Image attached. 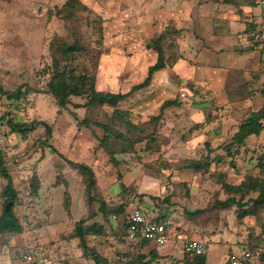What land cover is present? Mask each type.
<instances>
[{
	"label": "rangeland",
	"instance_id": "obj_1",
	"mask_svg": "<svg viewBox=\"0 0 264 264\" xmlns=\"http://www.w3.org/2000/svg\"><path fill=\"white\" fill-rule=\"evenodd\" d=\"M66 1L0 0V79L7 89L14 90L21 84L36 89L28 93L18 106L0 94V147L5 150L7 167L20 192L15 210L22 216L25 205L31 201L28 175L38 172L43 191L51 187L58 176L61 177L60 183L54 184H61L54 190L55 207H58L56 200L64 194L62 180L68 178L74 190L72 209L75 218L61 221L53 227L59 234L69 231L74 227L75 220L82 216V208L79 207V194L83 191L80 184L82 177L66 159L82 162L85 155H92L94 149H100V146L95 148V141L101 142L99 136L103 135V130L95 124L92 127L79 126L73 112L92 122L114 123L110 122L113 108L109 105L87 110L69 104L67 109L59 112L55 97L43 92L48 77L44 69L52 60L49 50L51 40L56 36L70 39L74 31L80 32L91 51L89 55L80 57V63L83 69L96 74L97 87L101 90L128 92L133 85L145 79L153 63L150 52L144 49L151 38L145 42L138 39V20L135 18H115L117 12L112 11L119 10L117 5L108 6L107 0H94L92 4L82 0L90 11L79 13L78 20L73 21L60 12ZM136 6L138 0L119 7L126 8L130 15L135 16ZM104 16L109 17L105 19ZM178 36L169 34L165 41L166 55H170L169 63L176 54V50H173ZM167 77L166 73L161 76L159 84H164L162 88L150 90L149 85L121 103L122 107L133 109L132 119L135 122L147 123L145 135L149 138L136 144L117 141L113 149L117 151L126 147L129 152L117 153L115 161L111 160L112 155L105 147V153L97 151L100 159L95 162V167L102 187L110 186L111 179L115 177L118 182L112 184L107 198L112 202L122 201H118V196L122 192L121 183H125L127 191L123 199L128 201L129 207H147L152 212L150 214H166L174 221L168 244L159 246L151 242L145 247L147 251L158 248L165 255L158 264H178L179 261L168 258L169 255H184L183 244L192 238L206 241L209 264H229L230 251L242 254L244 249L251 250V243L261 252L264 249V236L259 235L264 233V226L255 217L239 220L236 206L223 209L217 201L228 197L222 187L223 180L239 183L246 174L259 171L257 155L264 151V135L255 138L251 145L247 144L246 152H243V148L239 151L234 148L233 154L225 152L223 145L231 140L236 126L241 122L240 117H226V112L222 115L206 114L202 121L194 122L189 116H183V101L179 100L182 98L181 92L185 90L183 84L175 86L176 102L173 104L162 108L166 99H148L145 100L148 103L146 111L138 112V107L146 99L145 95L156 94V91L160 95L168 94ZM144 90L146 94L138 98V93ZM72 99L73 103L85 102L80 96H73ZM5 112H9V117L17 121L42 119L49 122L53 127L50 142L58 151L41 145L45 140L44 127L31 133L27 139L12 133L6 120L1 119ZM155 115H160L159 119L150 121ZM116 127L123 133L128 131L121 122ZM207 154H211V157L222 155L223 160L214 161L206 172L183 167L185 160L200 159ZM5 182L0 174V209L6 199L2 192ZM117 187L119 195L115 193ZM195 209H205V212L199 218L189 219L187 211ZM43 230L44 227L40 226L39 231L42 233ZM28 231L30 236L40 234H35L32 229ZM114 231L116 229L110 228L111 234H108L128 241L124 238V228H121L120 234H112ZM252 231H255L254 234ZM181 234L183 236H179ZM129 242L125 253L135 244ZM252 264L264 262L255 258Z\"/></svg>",
	"mask_w": 264,
	"mask_h": 264
},
{
	"label": "crops",
	"instance_id": "obj_2",
	"mask_svg": "<svg viewBox=\"0 0 264 264\" xmlns=\"http://www.w3.org/2000/svg\"><path fill=\"white\" fill-rule=\"evenodd\" d=\"M85 1L92 4L94 0ZM107 1L108 6H118V11H112L117 12L115 18L138 20V39L144 42L162 32L167 26L180 30V36L175 42L176 48L173 51L176 50V54L172 62H168L166 67L156 71L150 84V90L162 88L164 84L160 85L159 82L162 74L166 73L168 94L160 95L159 91H156V94L145 95L146 90L138 93V98L146 96L144 103L138 107V112L146 111L148 103L145 100L176 99L174 89L179 84H183L184 89L190 91L188 97L179 99L183 101L181 112L183 116H189L194 122L202 121L206 114L222 115L225 112L226 117H240L241 121L248 111L258 110L263 106L264 51L251 46L248 37L249 30L259 26L263 18V11L254 0H138L135 16L130 15L126 8L119 7L126 3L130 5L132 0ZM108 17L104 16L105 19ZM144 49L150 52L154 64L158 53L147 46ZM239 125L240 123L236 126L233 135ZM261 135H264V132ZM257 137L251 135L247 139V144L251 145ZM98 141L96 139L95 148L100 146V149H94L92 155L87 154L82 160L92 165L96 174L98 170L95 162L100 159L97 151L101 150L105 153V148ZM65 179L72 194L71 215L63 205L64 194L56 200L58 207H55L53 202L54 190L61 184L56 186L54 181L52 186L44 191L41 186L35 204L36 212L31 214L26 207L24 208L21 216L23 231L15 234L0 233V264H97L94 259L84 255L79 246V239L69 236L75 225L69 231H62L60 234L53 230V227L61 221L67 222L75 218L72 209L75 199L74 190L69 179ZM111 180L110 186L103 188L98 177L99 185L106 196L112 184L114 182L118 184L116 177ZM80 184L83 186L82 194H79L82 216L78 217L75 223L89 213L85 185L82 181ZM65 190L66 187L64 193ZM119 192L117 187L115 193L119 195ZM59 208L63 211L61 212ZM96 220L100 221L102 218L98 217ZM40 226L44 227L42 233L39 231ZM110 228L116 229L112 234H120L123 221L114 218L112 224L107 225L106 235L88 237L89 245L106 257L109 264H125V252L131 240L126 236L124 238L128 241L125 242L123 239L109 235ZM28 229H32L35 234L40 232L39 236H30ZM146 249L136 244L130 248L136 253L148 254L149 251ZM25 254H31L35 259L28 261L24 258ZM163 256L165 255L159 251V256L146 264H158ZM183 257L184 255H169L168 258L177 259L178 264H184ZM149 259L150 255L144 260Z\"/></svg>",
	"mask_w": 264,
	"mask_h": 264
},
{
	"label": "trees",
	"instance_id": "obj_3",
	"mask_svg": "<svg viewBox=\"0 0 264 264\" xmlns=\"http://www.w3.org/2000/svg\"><path fill=\"white\" fill-rule=\"evenodd\" d=\"M90 11V8L82 0H67L60 12L68 20L77 21L78 14ZM171 31V32H170ZM179 34L180 30L167 26L162 32L152 37L148 43V48H153L158 53L157 61L150 65L145 79L132 86L128 92H113L108 90H101L97 87V76L88 70L83 69L80 63L82 55H89L90 49L85 44L84 37L78 31L72 33L70 39L62 36L54 37L49 45L51 54V63L44 69V74L47 75V80L43 87V92L52 94L59 107V112L67 109L69 104H74L75 107H84L87 110L104 107L109 105L113 108L111 115V123L101 121H90L88 118H81L77 113L73 112L79 126L92 127L94 124L103 130V135L99 136L101 145L108 149L112 155L111 160L115 161L117 153L129 152L126 147H121L119 150L113 149L117 141L126 144H136L146 138L145 135L147 123L135 122L132 119V110L122 107L121 103L126 101L135 92L147 88L153 79L154 73L167 65L168 58L166 55L165 41L169 34ZM36 91L28 84H21L16 89H7L4 87L0 79V94L5 96L9 102L17 106L23 98L30 92ZM264 93V92H263ZM73 96H80L85 99L84 103H73ZM176 101L167 100L163 103L162 108ZM160 115H155L150 118V121H157ZM6 120L12 133L19 134L22 138L27 139L31 133L39 129L45 128V140L41 145L45 148L58 151L57 148L50 142L53 137V127L46 120L33 119L25 121H17L13 117H9V112H5L1 118ZM121 122L126 125L127 133H123L116 127V124ZM264 132V104L258 110L248 111L240 122L238 130L231 137V140L223 145V150L229 154H233V149L237 151L243 148V152L247 149V139L251 135H261ZM138 134V135H137ZM148 140V139H147ZM65 157L62 153H59ZM69 164L78 171L82 177V182L85 185L86 200L89 208L88 216L81 218L75 223L73 232L69 235L73 238L79 239V246L85 256L94 259L97 264H109L106 257L100 254L94 247L89 245V236H102L107 234V225L112 224L114 216L123 221V228L126 231L127 226L125 217L128 211V201H124L123 195L127 191V185L121 183L122 192L120 193L121 202H112L102 191L96 171L92 165L85 162L74 161L69 158L66 159ZM223 160L222 155L211 157V154L202 156L200 159H187L183 163V167L194 169L197 172H206L214 161ZM7 160L5 150L0 147V174L6 180L2 192L5 196L2 209H0V233H20L24 229L22 217L17 214L15 204L19 201V190L15 186L14 177L7 167ZM257 166L259 171L257 173H248L244 179L239 183H231L226 180L222 181V187L228 194L225 200H218L217 204L221 205L223 209H229L236 206V213L239 220H244L247 217H255L257 222L264 226V151L257 155ZM61 177H57L56 184L60 183ZM66 187L64 193L63 205L65 210L71 215L72 194L67 180H62ZM27 185L31 195V201L25 207L32 213L36 212V200L42 186V180L37 171L33 172L27 178ZM124 191V192H123ZM8 202L12 205L7 209ZM148 213L150 210L146 207L143 208ZM205 209H195L187 211L189 219L199 218ZM156 219L162 221L168 216L166 214H156ZM101 217L102 220H96ZM92 220V222H90ZM253 234L255 231H252ZM259 236H264V233ZM138 247L144 248L151 242L148 240L133 241ZM255 245V244H254ZM251 243V251L253 257L247 262L252 264L254 259L259 262H264V249L259 252L256 247ZM184 251L182 259L184 264H207L206 254H192ZM150 255V259H144ZM159 256L158 248L149 251L148 254L136 253L130 250L125 253V264H146L152 259Z\"/></svg>",
	"mask_w": 264,
	"mask_h": 264
},
{
	"label": "built area",
	"instance_id": "obj_4",
	"mask_svg": "<svg viewBox=\"0 0 264 264\" xmlns=\"http://www.w3.org/2000/svg\"><path fill=\"white\" fill-rule=\"evenodd\" d=\"M255 4L263 11V18L259 26L251 28L248 32V37L251 46L258 50L264 51V0H254ZM189 89L181 92L183 98L188 97ZM114 218H117L114 216ZM127 226V238L133 241L148 240L162 246L168 244L172 237V229L174 221L171 218H166L162 221L156 219V216L144 211L137 205L128 208L125 217ZM180 236V235H179ZM183 248L186 252L192 254H206L208 246L206 241L202 239H188L184 242ZM253 257L251 251L244 250L242 254H238L232 250L229 253L230 264H247ZM24 258L28 261H33L35 258L31 254H25Z\"/></svg>",
	"mask_w": 264,
	"mask_h": 264
},
{
	"label": "water",
	"instance_id": "obj_5",
	"mask_svg": "<svg viewBox=\"0 0 264 264\" xmlns=\"http://www.w3.org/2000/svg\"><path fill=\"white\" fill-rule=\"evenodd\" d=\"M11 205H12V202H8L7 209H9L11 207Z\"/></svg>",
	"mask_w": 264,
	"mask_h": 264
}]
</instances>
